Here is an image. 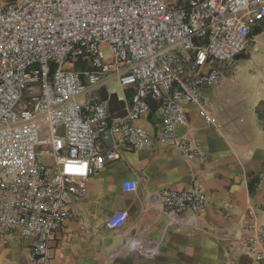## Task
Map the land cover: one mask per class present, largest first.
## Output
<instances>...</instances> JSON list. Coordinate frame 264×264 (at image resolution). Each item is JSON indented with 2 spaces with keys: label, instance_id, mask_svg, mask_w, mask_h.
I'll list each match as a JSON object with an SVG mask.
<instances>
[{
  "label": "built area",
  "instance_id": "2783aa9c",
  "mask_svg": "<svg viewBox=\"0 0 264 264\" xmlns=\"http://www.w3.org/2000/svg\"><path fill=\"white\" fill-rule=\"evenodd\" d=\"M263 22L264 0L0 3V241L15 233L30 238L27 264H50V244L73 198L84 196L91 174L117 158L114 147L98 141L116 134L125 149L154 146L132 124L147 110V99L160 104L158 139L204 166L205 156L176 135L186 121L183 106L198 105L204 121L220 127L203 88L223 78V65L248 49ZM79 60L89 67L74 69ZM112 76L131 92L126 114L110 122L94 89ZM122 188L132 191L136 182L124 181ZM160 199L175 215L199 216L205 207L197 181L185 190L163 189ZM127 217L117 211L106 226L118 229ZM243 231H253L244 243L264 246V227ZM247 264H264V251Z\"/></svg>",
  "mask_w": 264,
  "mask_h": 264
},
{
  "label": "crops",
  "instance_id": "0c3cea01",
  "mask_svg": "<svg viewBox=\"0 0 264 264\" xmlns=\"http://www.w3.org/2000/svg\"><path fill=\"white\" fill-rule=\"evenodd\" d=\"M249 51L223 65L225 75L216 85L203 88L207 111L220 127L207 124L198 105L183 106L186 121L176 135L205 156L204 166L158 139L160 104L152 99L132 122L155 140L152 148L125 149L116 134L98 141L102 148L114 147L117 158L91 174L84 196L73 198L71 214L50 244V264H247L264 251L243 241L253 233L245 227H264V89L234 93L243 84L238 62L250 60ZM81 62L73 68L89 67ZM130 92L112 76L95 87L94 96L113 122L129 109ZM127 180L136 182L134 190H123ZM195 181L205 194L202 214L175 215L162 205L161 190H185ZM120 210L128 213L123 226L109 229L106 220ZM30 244L18 233L0 241V264H27Z\"/></svg>",
  "mask_w": 264,
  "mask_h": 264
},
{
  "label": "rangeland",
  "instance_id": "374dc122",
  "mask_svg": "<svg viewBox=\"0 0 264 264\" xmlns=\"http://www.w3.org/2000/svg\"><path fill=\"white\" fill-rule=\"evenodd\" d=\"M15 0H0V3H10ZM259 33L254 35L252 42L248 47L250 60L247 58H241L238 62V65L244 66L240 70L239 74V90L234 93L243 95V93H249L255 95L258 90L264 89V22L258 28ZM103 52L106 58L109 57L108 49L103 48ZM86 62H81L80 65H83ZM252 76H249L251 75ZM252 77V78H250ZM247 84V85H246Z\"/></svg>",
  "mask_w": 264,
  "mask_h": 264
},
{
  "label": "trees",
  "instance_id": "16d2710c",
  "mask_svg": "<svg viewBox=\"0 0 264 264\" xmlns=\"http://www.w3.org/2000/svg\"><path fill=\"white\" fill-rule=\"evenodd\" d=\"M258 32H259V30L254 31V32L252 33V35L254 36V35H256Z\"/></svg>",
  "mask_w": 264,
  "mask_h": 264
}]
</instances>
